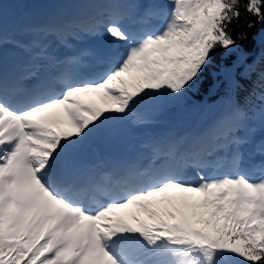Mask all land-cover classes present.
I'll return each mask as SVG.
<instances>
[{
	"label": "snow or ice",
	"instance_id": "obj_1",
	"mask_svg": "<svg viewBox=\"0 0 264 264\" xmlns=\"http://www.w3.org/2000/svg\"><path fill=\"white\" fill-rule=\"evenodd\" d=\"M94 7L10 33L0 0V264H264V38L247 63L232 31L264 23V0ZM105 32L123 49L77 47ZM220 50L235 60L216 121L125 141L154 122L141 105L182 98ZM239 68L257 107L233 98Z\"/></svg>",
	"mask_w": 264,
	"mask_h": 264
},
{
	"label": "trees",
	"instance_id": "obj_2",
	"mask_svg": "<svg viewBox=\"0 0 264 264\" xmlns=\"http://www.w3.org/2000/svg\"><path fill=\"white\" fill-rule=\"evenodd\" d=\"M32 1L33 0H17L19 6H21L22 3L28 5ZM26 10L25 13H28ZM254 19L253 16L247 15V20L243 17L241 18L239 27H237L236 24L232 25L233 35L241 31L248 33V41L241 45L249 55L247 63H252L253 60L260 56V41L264 38V23H257L255 28L252 29L247 28V22L253 21ZM234 60V55L226 56L222 54V50L218 51L216 57L213 59V63L206 68L195 83L184 92L183 97L164 106L158 116L152 115L154 117V122L145 127L151 129L156 128L158 129L156 133L160 132L162 128L170 122L172 119L171 114H174V111H183L194 120H199L204 117L210 119L214 118V121H216L227 110V93L229 89L225 70L231 69ZM242 71L243 68L236 69V79L239 80L241 87L233 94V98L241 104H244L245 98L250 97V106L257 107L261 103L258 99L259 89H257L255 96H250L253 91V82L256 77L255 75H252L250 78L241 77L240 73ZM219 72H222V75ZM220 99H225L227 103L223 108L218 110L216 105L213 104Z\"/></svg>",
	"mask_w": 264,
	"mask_h": 264
},
{
	"label": "rangeland",
	"instance_id": "obj_3",
	"mask_svg": "<svg viewBox=\"0 0 264 264\" xmlns=\"http://www.w3.org/2000/svg\"><path fill=\"white\" fill-rule=\"evenodd\" d=\"M89 1L90 0H34L33 2H31L27 6L28 15H31L33 18L32 19L27 18L26 20H20V17H21L20 12L18 14L14 10L11 11L12 6H14L13 0H4L2 2L4 5V9H5L6 21H7V24L9 26L10 33H11V32H14L15 28L19 27V26L44 24V22H46V18H45L46 13L49 11H51V12L56 11L58 13L60 11H63L68 6L71 7L73 5L74 8H77L80 4L86 3ZM102 2H104V0H97L94 4L91 5V7H94V5H97V4L102 3ZM154 2L159 3V4H163L166 6L168 3V0H154ZM23 6H24V4L22 3L20 7H23ZM37 10H39V11H37ZM43 11H44V14L42 17L41 13ZM94 14H95L94 12H93V14H84V15H82L83 20L82 19H80V20L86 21L91 15H94ZM70 20H72V19H70ZM40 21L42 22L41 24H39ZM106 37H107V34L105 32L102 36H99L98 38L104 40V39H106ZM99 39H96V37H89L87 41H86V39L84 41L91 45V42H93V40H99ZM107 42H110V41H107ZM219 73L222 75V72H219ZM226 103L227 102L225 101V99H220L219 101H217L213 105H216L217 109L220 110L221 108H223L226 105ZM163 107H160L159 105H154V104L153 105H147V106L141 105L140 108L138 109V111H146L153 116H158L160 114V112L163 110L162 109ZM171 118L172 119L170 120V122L167 123L168 125H165L163 128L164 129H171V130L174 129L177 133H182L184 131L185 132L188 131V133H189V132H192V131H195V130H198V129H201V128L208 126L206 124V122H209L210 124L213 123V121H212L213 119H210V120L204 119L202 121L194 123V121L190 119L191 117H189L183 111H174V114L173 113L171 114ZM187 119H188V121L186 123L185 122L179 123V122H182V121L187 120ZM138 127L139 126H137V127H130L128 125L123 126L122 135H123V137L127 143H131L133 145H139L140 142H142L144 139H147L149 136H155L156 134H159V133H156L158 131V129H156V128H152L151 129L152 131H149V130H141ZM161 132H166V130H162ZM247 147H248V150H251V146H247ZM138 150L144 151L145 155H147L146 150H142V149H138Z\"/></svg>",
	"mask_w": 264,
	"mask_h": 264
},
{
	"label": "bare ground",
	"instance_id": "obj_4",
	"mask_svg": "<svg viewBox=\"0 0 264 264\" xmlns=\"http://www.w3.org/2000/svg\"><path fill=\"white\" fill-rule=\"evenodd\" d=\"M93 8V7H92ZM92 8H90V9H92ZM77 19V18H76ZM75 21H79V19H77V20H75ZM107 34V33H106ZM96 39H99L98 37H96ZM106 39H108V40H111V38H109L108 36L106 37ZM112 41V40H111ZM85 47H90V45L89 44H85ZM122 47H123V45H122ZM9 50V46H6V48H5V51H8ZM118 50H120V49H118ZM66 52V50H64V49H62V50H60V54H64ZM121 146H119V145H117V146H112V147H109V148H106V149H104L103 151H102V153H101V156L103 157L104 155H106L108 152H110V151H113V150H116V149H118V148H120Z\"/></svg>",
	"mask_w": 264,
	"mask_h": 264
}]
</instances>
